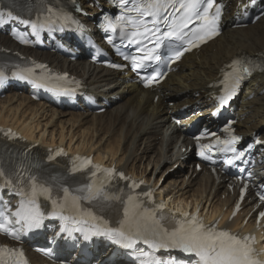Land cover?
Segmentation results:
<instances>
[{
    "label": "bare ground",
    "instance_id": "obj_1",
    "mask_svg": "<svg viewBox=\"0 0 264 264\" xmlns=\"http://www.w3.org/2000/svg\"><path fill=\"white\" fill-rule=\"evenodd\" d=\"M97 1L103 3L101 0ZM236 1L227 0V6L233 8ZM84 2V7H88L93 13L96 12V8L89 7L86 1ZM2 46L15 49L14 43L8 37L0 35V49ZM22 51L28 50L22 49ZM261 53H264V14L254 25L244 28L226 27L224 32L200 51L184 55L178 63V69L170 73L162 82L161 89L149 92L132 84L125 85L119 80L121 76L101 67L92 66L84 60L68 62L60 56L34 50L32 56L35 58L47 61L54 67L82 78L87 88L97 96L98 101L110 99L116 94H121V99L103 113L96 114L88 111L51 110L52 108H47L49 105L34 102L25 94L9 92L4 99H0V124L12 126L25 137L26 141L15 142L14 146L19 148L37 143L31 150L42 155L46 146H52L57 141L67 146H74L81 152H94L95 157L100 161H115L117 166L128 172L144 175L146 180L153 176L159 165L168 162L171 164L167 168H170L178 163L177 168L172 171L178 177H182V190L173 193L168 191L165 194L180 201H202V205L212 210H223L224 206L228 208L231 204L229 193L225 199H221V196L227 193L224 186L216 185L205 171L195 173L186 169V165L179 161L180 149L188 145L189 141L187 138L182 139L180 143L175 140L179 133L169 128L168 111H175L180 104L194 101L204 106L211 104L212 99L209 96L216 92L214 83L229 59L240 54L258 56ZM262 88H264V71L255 73L251 77L241 95L239 113L244 117L236 126L242 133L264 130V92L260 93ZM251 92L253 98L246 100L245 96ZM155 94L158 95V99L153 102L152 98ZM195 94L197 96L193 97ZM169 97L173 99L172 106L166 105ZM43 116L58 119L55 124H59L60 127L56 138L52 132L50 136L49 134L45 136V129H41L38 135L35 133L40 127L42 119L40 117ZM65 126L72 131L71 134L63 133ZM168 129L171 132L166 138L165 132ZM102 133L104 137L100 138ZM0 142H3V139L0 138ZM156 145L159 152L155 150ZM139 149L140 153L137 152ZM144 161H147V165H151L147 172L143 165ZM161 175L158 179L152 180V186L158 183ZM170 180L163 179L159 187L162 185L168 187ZM195 184L197 188L188 193L187 190L190 191V187ZM186 187L187 189L183 190ZM250 208L251 206L246 211ZM226 217L227 215L224 216ZM233 223L227 222V225L231 226ZM29 253L34 261L37 263L41 261L35 253Z\"/></svg>",
    "mask_w": 264,
    "mask_h": 264
},
{
    "label": "snow or ice",
    "instance_id": "obj_2",
    "mask_svg": "<svg viewBox=\"0 0 264 264\" xmlns=\"http://www.w3.org/2000/svg\"><path fill=\"white\" fill-rule=\"evenodd\" d=\"M129 2L130 0H119V3L125 6L126 13L134 12L139 19L127 15L118 17L120 21L129 23L136 29L131 32L129 38L156 36L160 29L156 27L153 31L147 26L143 17H153L152 24L154 26L162 19L168 27V31L162 34L163 37L174 38L176 41L189 45L183 51L176 52V59H179L184 51L198 47L199 44L205 43L219 34V20L223 5L216 3V0H143V3H140L139 0H131L133 5L131 8L127 7ZM169 8L174 9L179 15L169 12ZM213 8L215 9L214 12L212 11ZM44 11L46 15L43 24L21 19L20 16L13 15L11 11L7 12V19L30 25L33 32L37 34L45 24L51 29L57 20L66 22L70 19L66 13L51 6ZM2 23H5L4 12H0V24ZM189 25H193V27L189 28ZM109 26H111L110 21ZM141 29H143L142 32ZM113 31H115L114 28ZM121 36H124L123 30H121ZM20 39L27 43L23 37ZM133 42L139 43L140 41L134 39ZM161 42L162 38L157 37L154 41L155 47L159 48ZM141 51H146V55L140 57L139 60L135 57L132 58L133 65L137 69L144 67L145 60L160 59L158 55H154V48L141 49ZM38 67L44 66L39 65ZM230 67L232 71L224 73V94L219 97L221 105L227 104L236 94L237 88L246 75H250L253 69L260 68L261 65L252 60L235 59ZM5 78L3 71L0 70V83H3ZM20 78L25 79L26 77L21 76ZM153 79L149 78L146 81V86L151 84ZM42 86L37 84V87ZM225 131H229V129L226 128ZM239 139L240 137L233 135L229 140L217 141L218 144L222 145L219 150L232 152L235 154L234 159H241L244 153L237 152L233 146L234 142ZM203 148L210 150L212 145H204ZM200 154L205 159H209L204 151H201ZM51 158L50 156L49 159ZM90 165L92 169H95L91 172L92 177H96L97 172L102 171L106 174L105 179L99 183L93 180L91 183L75 189L61 185L63 195L59 199L53 198L52 187L48 186L47 182H40L35 175H25L23 171L9 174L0 167V178H4L2 186H10L21 197L18 208L11 213L15 220L6 219L5 223L0 224V232L8 233L15 239H20L18 232L41 228L46 216L38 198L43 196L51 201L52 211L48 215L59 217L65 222L60 229L62 233L67 232L71 235L73 231L84 232L85 240L90 239L91 236H107L125 249H134L135 245L143 243L152 251L134 250L137 256L143 257L141 264H264V259L260 258V254L256 252L247 236L241 237L228 230L219 229L215 224L206 225L197 215L188 213H184L183 218L177 220L171 228H167L161 223L164 217L162 215L157 216L154 210L143 207L142 202L136 196L130 194L125 201L120 195L109 194L106 190V184L112 178L119 176L120 179H128L122 172H116L114 168L101 169L99 165H93L90 159H84L79 167H73L72 171L75 173L89 168ZM13 176L16 179V184H13L11 179ZM25 180L28 182V191H25ZM129 187L136 188L139 185L133 181ZM143 195L152 197L150 191L143 193ZM260 199L264 200V195H261ZM82 201L92 203L99 213H103L111 207V202L119 201L123 205V218L118 221L117 227H110L109 221L103 215H98L91 210L84 211ZM157 207L163 209L165 206L160 204ZM65 212L69 214L65 215ZM2 214L0 213V215ZM260 216L264 217V212H261ZM12 223L19 224L20 229L10 230L7 225ZM161 249L179 251L185 254L187 259L161 260L154 254ZM0 264H28V261L25 259L22 250L0 247Z\"/></svg>",
    "mask_w": 264,
    "mask_h": 264
},
{
    "label": "rangeland",
    "instance_id": "obj_3",
    "mask_svg": "<svg viewBox=\"0 0 264 264\" xmlns=\"http://www.w3.org/2000/svg\"><path fill=\"white\" fill-rule=\"evenodd\" d=\"M45 116H43L42 117V119H41V122H40V127H38L37 129H36V132L39 130V128H42V129H44V128H46V130H45V132H48L49 131V133L50 132H53L54 131V133H58L59 132V124H55V122H57L56 120H54V119H52V121L51 120H49V118L50 117H46L45 119ZM68 118V117H67ZM50 121V123L48 122V123H46V124H44L46 121ZM44 121V122H43ZM44 126H43V125ZM57 125V126H56ZM54 127V128H53ZM52 129V130H51ZM56 130V131H55ZM63 132L65 133V134H71V130L69 131V128L67 127V126H65L64 127V129H63ZM104 137V134L102 133L101 135H100V138H103ZM166 165H168V164H164V165H162L161 166V168H160V170L159 171H157L155 174H156V177H158V176H160V174H161V171H162V169L166 166ZM168 179L171 181V183L168 185V187L166 186V188H167V190H169V191H171V192H175L177 189H178V187H179V184H178V182L177 183H175L174 181H175V177L172 175V173H169V175H168ZM167 178H164V180L166 181V180H168ZM174 182V183H173ZM178 186V187H177Z\"/></svg>",
    "mask_w": 264,
    "mask_h": 264
}]
</instances>
